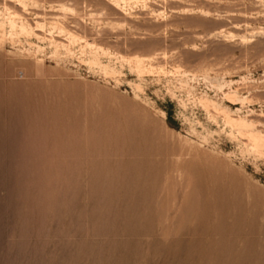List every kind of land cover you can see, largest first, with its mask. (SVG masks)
I'll list each match as a JSON object with an SVG mask.
<instances>
[{"label":"rangeland","instance_id":"374dc122","mask_svg":"<svg viewBox=\"0 0 264 264\" xmlns=\"http://www.w3.org/2000/svg\"><path fill=\"white\" fill-rule=\"evenodd\" d=\"M0 264H264V0H0Z\"/></svg>","mask_w":264,"mask_h":264},{"label":"bare ground","instance_id":"6f19581e","mask_svg":"<svg viewBox=\"0 0 264 264\" xmlns=\"http://www.w3.org/2000/svg\"><path fill=\"white\" fill-rule=\"evenodd\" d=\"M18 104V103H17Z\"/></svg>","mask_w":264,"mask_h":264}]
</instances>
